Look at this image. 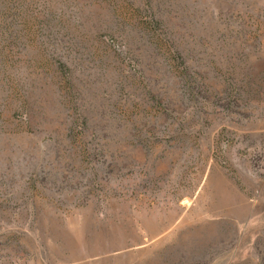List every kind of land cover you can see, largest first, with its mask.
Listing matches in <instances>:
<instances>
[{
    "label": "rangeland",
    "instance_id": "obj_1",
    "mask_svg": "<svg viewBox=\"0 0 264 264\" xmlns=\"http://www.w3.org/2000/svg\"><path fill=\"white\" fill-rule=\"evenodd\" d=\"M0 264H264V0H0Z\"/></svg>",
    "mask_w": 264,
    "mask_h": 264
}]
</instances>
